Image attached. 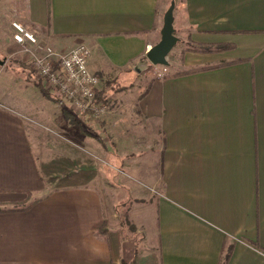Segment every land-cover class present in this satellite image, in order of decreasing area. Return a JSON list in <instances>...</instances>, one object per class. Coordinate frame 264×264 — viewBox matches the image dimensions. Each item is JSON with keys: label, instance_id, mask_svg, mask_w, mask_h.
Here are the masks:
<instances>
[{"label": "crops", "instance_id": "1", "mask_svg": "<svg viewBox=\"0 0 264 264\" xmlns=\"http://www.w3.org/2000/svg\"><path fill=\"white\" fill-rule=\"evenodd\" d=\"M172 1L0 0V264H264V0H175L176 34L191 46L163 79L145 69L139 100L138 68ZM14 21L59 52L85 44L90 71L138 100L89 116L102 132L85 136L35 75L34 85L4 80L10 66L26 70ZM83 141L109 161L115 150L119 170L150 184L133 187L143 243L130 263L94 160L81 155L91 171L68 168ZM56 143L71 153L52 157Z\"/></svg>", "mask_w": 264, "mask_h": 264}, {"label": "rangeland", "instance_id": "2", "mask_svg": "<svg viewBox=\"0 0 264 264\" xmlns=\"http://www.w3.org/2000/svg\"><path fill=\"white\" fill-rule=\"evenodd\" d=\"M12 24H13V22H12ZM12 28H13V25H12ZM28 30H30V29H28ZM30 31H32V30H30ZM32 32H34V31H32ZM14 33H15V31H14ZM36 35L38 36L37 33H36ZM176 35L180 38V41L175 46V48L172 50V52L169 56L170 65L168 67H166V66L165 67L153 66V65H151V63L148 62V65H146L142 68H138L141 70V73H140L141 76H138V84L143 86V89L141 90V92H143V94L140 97H139V94H137L136 90H133V91L129 90L128 91V89L130 88L129 85H124L123 83L119 82L118 80L108 81L107 83H104V79H102V77H101V80H102L101 87L103 90H102V93H100V94H102L101 95L102 97L105 94V102L100 101V104L103 103L104 105H106V107L108 109V108L114 107V105L116 103H118L119 101H121L122 99L127 101V102L133 103L136 100H138V97H139V100H140V98L142 99L143 95L145 97V95H147L149 92V86H150L149 79L146 77L147 71H145V69L149 68L148 69V73H149L148 76L149 77H150V75H153L156 78L163 79L167 75L164 77L163 76L160 77L159 71L164 72L163 70L166 68V69H168V73H169V67L171 66V62L179 61L181 54L186 49H189V46H191L190 44H188L186 37L184 35H182V34H176ZM13 39H14V35H13ZM20 49L22 51L21 47H20ZM22 53L25 55V57L23 59L24 67H26L25 72H20V73H17L16 71L13 72L12 67L10 66L7 69L8 72L5 73L6 76H4V80L6 82H8L9 84H10V82H12V83H14V85H19V84L24 85L26 83L28 85L37 84V83H35V77H34L35 72L31 66L30 61H29V55L24 53V52H22ZM171 57H172V59H171ZM19 69H20V67H19ZM133 82L134 81H131L132 85L135 84V83L133 84ZM40 83L44 86L42 81H40ZM123 86H125L126 88ZM125 91H127V92H125ZM54 94H57V93H54ZM100 94H98V96ZM120 95H121V98H119ZM97 100H98V98H97ZM106 113H107V110H106L105 114ZM89 116L86 115V116L79 117V116L74 114V116H72V118H74L76 120L78 119L80 121L79 122L80 124H75V123H73V124L75 126H77L78 128H80L84 132L85 136L93 135L94 137H97V136L100 137V133L102 132L101 121H100L101 119H99L98 121H92L90 119V121H88ZM138 117H140V115H138L137 108L134 106L130 107V110L127 111V117L126 118L130 120V124L132 126H134L136 124L135 120ZM69 120L71 121V119H69ZM149 128L150 127H148V129ZM132 129H134V127H132ZM135 136L136 135H133V134L127 135L126 143L128 144V146L129 145H132V147L135 146V144L137 143V142H135V138H136ZM101 138H102V136H101ZM48 142L54 144V141L50 142V139L48 140ZM106 142H109V141L106 140ZM58 144H60V143H58ZM58 144L55 147V148H57L58 152H56V154H55V152H53L52 157H58L59 158L60 155L65 156V155H67V153L68 154L71 153L70 151H68L69 146H65L63 144L58 145ZM82 145H83V148L80 147V149H82L83 151L81 150L80 151L81 153L79 154L80 165H78L79 161L78 162L72 161V163L70 164V166L68 168H70L72 171L79 172V171H82L86 167L89 171H91L90 165H87L88 166L87 167L86 164L81 162L83 159V156H81V155L83 154L86 157H89L88 158L89 161H90L91 157L94 160V167H93L94 173L93 174L95 175L96 186L100 187L101 190L103 192H105L106 197H108V195H110L111 198H116V205H115L114 209H115V213L118 215V220L115 222L116 224L114 226V229L116 231L120 232V234L122 235V243H123L122 246L124 247V258L127 260V262L130 263L131 259L133 258V255H134V248H135L136 244L138 247V251L140 252V250L142 248V243H143L142 234L137 232V228L134 225V222H132L130 220V217H131L130 209H131L133 203L135 202V198H134L135 194L134 193H136V192H134L133 187L138 186V188H140V189H146L147 192H151L152 190L150 189V186H149L150 184L148 181L143 180V178L142 179L140 177L137 178L131 172L129 174H124L122 172L123 171L122 168L124 166L123 165V159L122 158L118 159L119 156L115 150H113L115 153L113 154V156L110 158V161H109L108 159H106V157H104L102 155L101 156L98 154H95V155L89 154L88 155V153L86 151V146H87L86 141H83ZM63 148H66V150ZM108 149H111V148L109 147ZM63 159L66 160V158H63ZM104 166L106 167V171H103ZM119 169H121L122 171ZM109 183L114 184V186L116 188L110 187V189H104L103 190L102 189L103 186L104 187L106 185L110 186ZM117 188H119L121 190H119ZM154 192H155V194H157V193L159 194V191H157V190ZM139 193H141V192H139ZM139 193H137V194H139ZM117 210H119L118 211L119 213L117 212ZM102 231L104 232L103 229H102ZM130 264H134V261L132 260V263H130Z\"/></svg>", "mask_w": 264, "mask_h": 264}, {"label": "built area", "instance_id": "3", "mask_svg": "<svg viewBox=\"0 0 264 264\" xmlns=\"http://www.w3.org/2000/svg\"><path fill=\"white\" fill-rule=\"evenodd\" d=\"M14 41L29 55V61L38 80L48 91L59 93L65 106L75 115L96 118L105 114L107 107L97 101L102 93V80L89 68L91 50L80 44L67 52H59L47 45L36 33L20 22H13ZM165 67V66H162ZM159 76L168 74V69Z\"/></svg>", "mask_w": 264, "mask_h": 264}, {"label": "water", "instance_id": "4", "mask_svg": "<svg viewBox=\"0 0 264 264\" xmlns=\"http://www.w3.org/2000/svg\"><path fill=\"white\" fill-rule=\"evenodd\" d=\"M175 7L176 1L173 0L164 16L160 41L152 46L146 54L147 62L151 63L153 66L168 67L170 65L169 56L180 41V38L176 35V29L174 27ZM4 64L5 61L0 59V65Z\"/></svg>", "mask_w": 264, "mask_h": 264}, {"label": "trees", "instance_id": "5", "mask_svg": "<svg viewBox=\"0 0 264 264\" xmlns=\"http://www.w3.org/2000/svg\"><path fill=\"white\" fill-rule=\"evenodd\" d=\"M40 88H42L41 87V83H38L37 84ZM123 87H125V86H123ZM126 88V87H125ZM102 94H100L99 96H98V102H100V101H103V102H105V94L103 95V97L101 96ZM47 96H48V98L50 99V100H52V101H54V102H56V103H59L60 105H62L63 106V108H64V114L66 115V117L68 118V119H71V122L72 123H75V124H80L79 122V120L77 119H74V118H72V116H74V114L64 105V98H63V96L62 95H60L59 93H57V94H51V93H48L47 92ZM143 98V97H142ZM119 207V206H118ZM119 210H117V212H118ZM119 213V212H118ZM225 259L227 260L228 258H227V256L225 257Z\"/></svg>", "mask_w": 264, "mask_h": 264}]
</instances>
